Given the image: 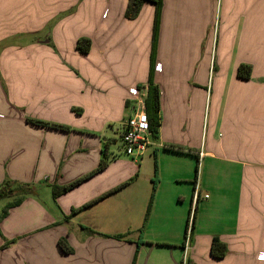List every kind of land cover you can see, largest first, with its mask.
Here are the masks:
<instances>
[{
  "label": "crops",
  "instance_id": "obj_1",
  "mask_svg": "<svg viewBox=\"0 0 264 264\" xmlns=\"http://www.w3.org/2000/svg\"><path fill=\"white\" fill-rule=\"evenodd\" d=\"M17 1V28L29 18L33 36L0 53V183L38 185L53 210L33 199L12 210L42 214L19 222L38 232L0 252V264H182L190 210L186 264H264V0H160L155 36L152 2L128 20V0ZM150 82L159 126L138 160L122 135L136 108L129 90L148 94ZM76 182L53 198L52 186ZM214 237L228 245L223 259L211 255Z\"/></svg>",
  "mask_w": 264,
  "mask_h": 264
},
{
  "label": "trees",
  "instance_id": "obj_2",
  "mask_svg": "<svg viewBox=\"0 0 264 264\" xmlns=\"http://www.w3.org/2000/svg\"><path fill=\"white\" fill-rule=\"evenodd\" d=\"M146 2H152L156 6V17H155V25H154V36H155V30H157V25H158L160 0H128V5H127L126 11H125V17L128 20L136 19L139 16L144 3H146ZM90 47H91V41L89 39H85V38L78 40L77 45H76V48L78 49V51H80L83 54L88 53L90 51ZM251 72H252V69L249 65L242 64L238 67L237 76L240 79L248 80V79H250ZM145 102H146V113L148 115L149 124H150V132L153 135H155V134H157V129L159 126L158 116H157L158 112H159V90L157 87H154L153 85H151V82H150V85L148 88V94H147V98H146ZM27 121L29 123L35 125V126L45 127V128L52 129V130H61V131L69 130L68 127L63 126V125H59V124L48 123V122L35 120V119H27ZM171 150H173V149H171ZM106 164H107V160H103L101 163L100 169L103 168L104 166H106ZM79 182H76L71 186L63 187V188L52 186L53 198L57 199L59 196L63 195L64 193L68 192L70 189L75 187ZM157 184H158V174H157V168H156V163H155V175H154V179H153V190H152L151 198L149 201V206H148V209H147L146 214H145L143 225L139 230L140 237L136 243L137 244V251L135 254L134 263L136 262V259H137L138 250H139L140 246L143 244L142 236H143V233L145 231V228H146V225L148 222V218L150 215V211H151V208H152V205L154 202ZM32 188H34V187H30L29 184H23L20 182L12 181L10 179H7L4 182L0 183V200L7 199V198H15L13 202L9 203L5 207L3 217H6L8 215L9 209L20 206L23 203L24 195L29 194V193H33ZM88 206H90V204L83 206L77 210H73L72 216L76 215L81 210L86 209ZM191 215H192V210H190V213L188 216V223H187V227H186V237L185 238H187V234L189 232H190L189 234L191 235V233L193 232V229H194V226L191 225V227H190ZM91 232L94 234H97L96 232H93V231H91ZM127 236H128V234H124V235H118L115 238L116 239H124V238H127ZM58 245L62 249V251L66 252V253L73 252V250L69 248V245L64 238L59 240ZM227 253H228V245L226 243L222 242L219 237H214L212 240V244H211V255H212V257H214L216 259H223L227 255Z\"/></svg>",
  "mask_w": 264,
  "mask_h": 264
},
{
  "label": "rangeland",
  "instance_id": "obj_3",
  "mask_svg": "<svg viewBox=\"0 0 264 264\" xmlns=\"http://www.w3.org/2000/svg\"><path fill=\"white\" fill-rule=\"evenodd\" d=\"M19 3L20 1L18 2L17 0H0V30L4 29L6 30L7 34H9L6 36V38L1 40L0 53L5 45L17 46L19 43L29 44L32 40L33 33L31 32L32 27L29 18L25 21H22L23 24L19 26V28H17L20 22V20L18 19L21 18L18 12L14 8L19 6ZM23 6L25 10L30 6V4H25L23 2ZM17 29L19 31H17ZM23 184H29L30 187H34L32 188L33 193L24 195L23 202L26 201L27 199H33V201L36 202V204L41 207L42 212L51 213L53 209L51 206L47 205V200L43 199L44 192L38 191V185H34L32 183H23ZM42 190L45 189L43 188ZM38 193L39 196L41 197L40 199L38 197ZM14 199L15 198H7L0 200V252L8 249H13L21 238H23L26 235H31L38 232V226H39L38 222H36L35 225H34L35 222L28 226H26L24 223L23 226L19 225V222L23 220V218L29 217L35 221V219L33 218L34 217L33 214H37V215H39V213L42 214L39 207L35 206L34 204H26V208H27L26 214H21L20 212L12 213V210L16 208L14 207L12 209H9L8 215L6 217H3L5 207L9 203L13 202ZM11 215L13 216L10 218L9 216ZM8 217L9 219L6 221L5 225L2 226L3 225L2 221ZM2 229L5 230V233H11V234L9 236L3 235Z\"/></svg>",
  "mask_w": 264,
  "mask_h": 264
},
{
  "label": "built area",
  "instance_id": "obj_4",
  "mask_svg": "<svg viewBox=\"0 0 264 264\" xmlns=\"http://www.w3.org/2000/svg\"><path fill=\"white\" fill-rule=\"evenodd\" d=\"M161 66L157 65L156 70H160ZM130 95L133 97L136 108L134 115L129 118L126 123L122 135V143L127 156L141 160L147 153L152 145V135L150 133V124L148 115L146 113L145 98L147 92L134 88L129 90ZM193 214V213H192ZM193 215L190 219V227L192 225ZM190 233V232H189ZM186 238V252L182 264L187 263V249L189 248V236ZM259 260H264V254L258 256Z\"/></svg>",
  "mask_w": 264,
  "mask_h": 264
}]
</instances>
